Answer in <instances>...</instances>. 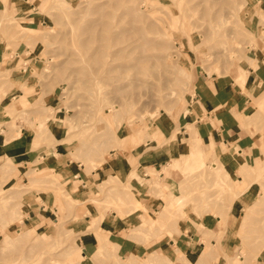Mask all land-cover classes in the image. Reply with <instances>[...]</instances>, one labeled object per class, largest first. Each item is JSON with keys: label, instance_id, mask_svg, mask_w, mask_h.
Masks as SVG:
<instances>
[{"label": "rangeland", "instance_id": "rangeland-1", "mask_svg": "<svg viewBox=\"0 0 264 264\" xmlns=\"http://www.w3.org/2000/svg\"><path fill=\"white\" fill-rule=\"evenodd\" d=\"M13 6L17 9L6 6V17L0 21V106L5 104L1 117L5 116V124L15 126L16 121L26 128V120L32 119L35 124L30 126L41 142L34 162L25 170L21 167L22 176L14 179L13 167L1 179L0 264H190L192 259L181 254L178 245L169 254L170 247L162 253L148 250L162 237L166 236L163 242L168 243L170 232L175 242L176 228L188 236L192 232L189 225L202 234L204 249L214 254L213 262L206 264H254L257 256L264 258V143L259 139L264 107L250 104L249 119H244V110L234 113L251 140L250 159L235 172L241 180L227 174L224 158L230 151L225 147L218 158L203 157L192 169L184 168L189 157L182 154L180 161L176 159L177 167H169L176 170L165 174L169 168L161 167L166 178L160 180L163 186L155 169L145 170L150 180L138 175L149 197L157 192L165 202L157 214H148L146 197L110 174L115 157L129 166L138 159L136 152L142 146L146 149L141 154L163 148L164 135L159 128L171 130L177 125L180 132L181 112L191 109L194 75L204 74L209 80L228 78L243 91L246 68L252 67L250 60H256L255 49L264 48V0H19ZM106 23L110 29L102 27ZM21 24L30 28L17 26ZM101 35L106 36L112 52L125 50L114 57L113 64L134 68L102 76L97 89L95 79L87 73L97 62L92 59H99L93 53ZM180 66H187L185 75H176ZM15 70L23 71L16 77L17 83L11 74ZM262 86L260 80L252 92ZM30 89L34 94L30 95ZM21 94L24 97L19 98ZM9 102L11 105L6 104ZM116 113H123L126 120H120L118 127L107 126L109 115ZM53 124L60 127L53 137H64L60 143L53 141ZM170 140L176 142L175 137ZM55 148L68 163L60 166L62 177L70 179L64 186L63 179L46 167ZM197 148L202 150L201 141ZM174 184L178 187L175 195L168 188ZM248 189L253 196L243 209L240 225L227 230L228 211L239 195L246 199ZM82 192L89 197L81 199ZM48 195L53 209L50 205L47 221L38 225L26 222L30 198L41 203ZM92 210L99 211L101 217L114 212L124 219L120 237L145 245V252L126 257L108 240L109 232L101 230L99 223L84 231L83 226L95 219ZM127 216L135 222H128ZM202 217L216 230L196 221ZM216 219H221L223 227ZM174 220L180 221L179 226ZM88 233L101 234L93 253L84 250L79 239ZM226 236L228 252L218 241Z\"/></svg>", "mask_w": 264, "mask_h": 264}, {"label": "crops", "instance_id": "crops-1", "mask_svg": "<svg viewBox=\"0 0 264 264\" xmlns=\"http://www.w3.org/2000/svg\"><path fill=\"white\" fill-rule=\"evenodd\" d=\"M18 2L19 0H6V6H12L13 8L17 6L13 5ZM255 55L256 68L254 69L251 66H248L246 68L247 81L246 85L242 88L243 91L238 84L228 78L213 77L211 80H209L208 78H205L204 74L194 75L192 79L193 94L190 100L191 109L185 117H182L184 119L179 127L180 132L178 133L177 128H175L177 125L171 130H168L167 127L166 130H161L157 126L161 131V134L164 135L163 148L151 150L141 154V150L146 149L145 146H142L141 149L136 152L138 159L134 164H131L129 166L123 159L115 157L114 160L116 163L114 167H112V171L110 174L115 175L121 184L128 183V185H130L131 187H135L137 191H140L141 195L146 197L145 208L149 209V211L147 212L148 214H151V211H155V213L157 214V209H161L164 206L165 202L159 198L157 192L149 197V195L147 194V188L143 187V184H139V181L137 179L138 175L141 176L142 180H150L151 175L146 173L145 170L155 169L154 171L159 174V185L163 186L164 183L160 180L164 179L166 181V178L163 175V172L160 171L161 167H164L167 163L170 162L171 155H173L179 161L182 159V154H185L187 151V145L190 137L192 136V132H195L196 135L201 139V149L204 153V157L208 156L212 160L213 144L216 147H219L220 144H223L224 147L227 148V150L231 151L229 153L230 155L224 158L227 174L229 176L234 175V177H237L238 180H241V176L235 172L239 171L240 164H243L244 162L247 163V161L250 159L248 145L251 143V140L246 135L244 129H242L243 127H245V125L241 126L242 121L236 120L234 113L235 111L240 112L244 110V119H249L251 115V113L248 112V110L250 109V104H258V106L264 107V86H262V88L260 87L254 93L252 92V90L260 80L264 82V48L255 49ZM22 72V70H15L14 73H11L13 75V81L15 83H17L19 80V78L16 77H19V74H22ZM32 94H34V91L30 89V95ZM21 97H24L23 94L19 96V98ZM19 98L17 100H19ZM251 99L252 102H250ZM10 103L11 102L6 104L11 105ZM3 106H0V185L1 179L6 176V174H8L13 167L14 169L12 173L15 175L14 179H17L18 176H22L23 173L21 171V167H23L25 170L28 163L34 162L35 158L38 155L36 153H38L37 150L41 142V140L35 137V132L30 126L32 124H35L32 119L26 120L28 128H26L25 125H20V122L17 123L16 121H14L15 126H11V123L9 122L5 124V116L1 117V110L4 108ZM183 106L184 105H182V107ZM256 112L257 111L255 108V110L253 111V115ZM51 126H53L52 128H50L51 135L53 137L55 135V132L58 133V131H60V127L54 124ZM172 135H174V137L176 138L175 143L169 140V137ZM62 139H64V137H62ZM62 139L53 137V141L59 143ZM259 139L260 142L264 143V129L259 132ZM55 151L56 152H53V155H51V159L46 163V167L48 170L54 172L58 178L63 179L61 185L64 186L65 184H68L67 182H69L70 179L68 177H62V175L60 174V170H62L60 166H62V164L68 163L61 159L63 152L59 151L58 148H55ZM257 159L258 158L255 159L254 163ZM172 170L176 169L169 168L167 169V172L165 174H168ZM27 172L28 170L25 171V173ZM63 173L65 174V172ZM131 173H136V177H130ZM169 180L170 179H167L168 182ZM86 185H84V187H86ZM251 187L252 185L249 188ZM1 188L4 187H0V189ZM168 188H170L171 193L175 195L178 187L174 184V187L172 186ZM247 188L245 189V191L247 190ZM245 191H243L241 194H243ZM246 195L247 200L243 199V197L239 195L235 200L231 211H228V214L225 217V225L227 230L232 231V229H235L240 225L243 209L249 205L253 193L248 189V193H246ZM84 196H88L87 192H82L79 197L83 199ZM45 198V202L43 201L41 203H37L34 200V197L30 198L31 201L29 200V204L31 205V207L27 208L30 216L25 218L26 222H29L31 220L35 225H38L40 221L46 222L47 218L51 216L50 205L53 209V201L51 196L49 195ZM58 201L59 200L57 199V204ZM84 202L86 201L80 203L84 204ZM34 204H37V208H35ZM92 213H94L93 216L95 217L92 223L97 221L95 226H97L99 223L101 226V230H103L104 232H109L108 240L117 245L120 252L126 255V257L130 255L138 256L145 252V245L135 244L133 241H129L125 238L120 237L119 232L125 228V222H123L124 219H119L114 212H111L109 216L105 215L103 217H101L100 212L97 210H92L91 214ZM54 214H56V212H54ZM85 218L87 219L88 215H86ZM127 218V221L132 223H134L136 220L134 218H129V216H127ZM54 220H56L55 216L52 217V222ZM196 221L201 225L208 223L204 220V217L200 218L199 220L196 219ZM216 222L219 227H223L221 219H216ZM92 223L83 226L84 231L87 230V227ZM173 223L176 226H179L180 221L177 222V220H174ZM208 224L211 225V229L213 231L214 224ZM190 229L192 232L188 236H185L181 233L179 228H176L173 232L174 236L177 237V240H175V242L173 240L172 232H170L168 233L169 237L168 243L166 242L167 244L163 242L166 238L165 236L162 237L159 242L153 244L148 250H158V253H162L167 247H170V250L167 253L169 254L171 253L173 248L178 245L181 248V254H183L184 256L185 254H187L192 259V261L188 260L190 261V264H206L209 262L212 263L213 260L211 259L214 257V254L210 253L212 251L202 254V249H204L205 246V243L200 240L202 234L189 225V230ZM215 230L216 229L214 228V231ZM209 231L211 230L209 229ZM99 235L101 234H98L97 236L95 235V237L92 233H88L81 236L79 239L83 240V249L90 253H93V249L95 248L94 246L97 245L95 241L97 242ZM139 235L143 237V235ZM139 235L137 234L136 236ZM234 239L236 238L234 237ZM218 241L221 248L224 251L228 252L227 247L229 244V239L227 238V236L222 237L221 240L218 239ZM210 242L211 245L215 246V244L213 243V239L210 240ZM228 257L229 255H227V258ZM256 260L257 263L254 264H264V258L257 256ZM223 264H228V262Z\"/></svg>", "mask_w": 264, "mask_h": 264}, {"label": "bare ground", "instance_id": "bare-ground-1", "mask_svg": "<svg viewBox=\"0 0 264 264\" xmlns=\"http://www.w3.org/2000/svg\"><path fill=\"white\" fill-rule=\"evenodd\" d=\"M142 1V0H141ZM0 4H1V9H0V11H1V13L2 14H0V21L2 20H4V18L6 17V15H5V12L7 11V9H6V0H0ZM140 5V4H139ZM138 5V6H139ZM241 5L243 6V3H241ZM193 7V6H192ZM237 8V5H236V7H235V10H238V9H236ZM237 12V11H236ZM236 14V13H235ZM13 18V17H12ZM223 20V19H222ZM216 22V21H215ZM217 22H218V20H217ZM216 22V24H219V23H217ZM209 23V22H208ZM221 23V22H220ZM17 26H19V27H21V28H25V29H29L30 27L29 26H27V25H24V24H21V25H17ZM102 27H104V28H107V29H110V26H109V24H107L106 23V25H102ZM236 27V26H235ZM20 28V29H21ZM19 29V30H20ZM139 32V31H138ZM102 34V33H101ZM98 35H100V34H98ZM117 36V35H116ZM143 36V35H142ZM223 36V35H222ZM106 36L105 35H101V37H100V39H98L99 41L101 40V42L98 44V46H97V48H96V50L94 51V56L96 57V56H99V59H92L93 61H97L96 62V64L94 65L95 67L93 68V65H92V69H91V71L90 72H88L87 73V75L89 76V78L90 77H92V78H94L95 79V81L97 82H94L96 85V88L97 89H99V87H100V85H99V83H100V81H102L103 80V77L105 78L108 74H110L111 72H117V70H119L120 68H121V70L122 71H129V70H131L132 68H134V66L133 65H129V66H127V67H122V66H115L114 64H113V61H115V58L114 57H116V56H119V54L120 53H123L125 50H118V51H111L110 50V48H111V46L109 45V44H106L105 42L106 41H108V40H106V38H105ZM224 38V37H223ZM147 42V41H146ZM141 45L143 46V44L141 43ZM137 48V46L135 47V49ZM140 52V51H139ZM174 56V55H173ZM107 57H110L109 58V60L107 59ZM92 58H93V56H92ZM247 59V58H246ZM251 59H254V58H251ZM141 60V59H140ZM92 61V62H93ZM138 61V60H137ZM251 62H250V64L252 65V67L255 69L256 68V64H255V62L254 61H252V60H250ZM188 66V65H187ZM187 66L185 67V66H180L178 69H177V71H176V75H178V74H184L185 75V68H187ZM174 68V67H173ZM191 68V67H190ZM190 68H188V69H190ZM174 70H176V69H174ZM243 69H239V71H238V74H240L241 73V71H242ZM120 71V70H119ZM135 71V70H134ZM187 71V70H186ZM188 72V71H187ZM136 73V72H135ZM190 74V73H189ZM134 75H136V74H134ZM103 76V77H102ZM119 77H120V75H118ZM188 78H189V76H188ZM102 79V80H101ZM116 79H117V77H116ZM115 79V80H116ZM120 79V78H119ZM117 81V80H116ZM88 82H89V80H88ZM92 82V81H91ZM87 84V83H86ZM98 85V86H97ZM122 89V88H121ZM117 90H120V88H117ZM101 100H105L104 98H101ZM107 104H108V107H109V109L111 108L110 107V102H107ZM189 108L188 107H186V108H184L183 110H182V112H181V117H185L186 115H187V113L189 112ZM110 114H111V112H110ZM110 116V119L108 120V122L106 123L107 124V126H109V127H112V125L113 124H116L117 125V127L118 126H120L122 123H121V121L120 120H122V119H125L126 120V116L122 113V114H120V115H118L117 116V113L115 114V116H111V115H109ZM258 116V115H257ZM256 116V117H257ZM123 122V121H122ZM114 127V126H113ZM112 127V128H113ZM109 132V131H108ZM116 132V131H115ZM173 133V132H172ZM116 134V133H115ZM110 135H108V137H109ZM107 137V138H108ZM172 137H174V135H172V136H170L169 137V140L172 138ZM109 139V138H108ZM103 140V139H102ZM107 140V139H106ZM201 141V139L196 135V133H193L192 134V136L190 137V139H189V142H188V145H187V151H186V154H187V156L189 157L187 160H185V165H183L184 166V168H191L192 169V167H195V166H198V165H200L201 163H202V161H203V157H204V153H203V151L202 150H198V148H197V144L199 143ZM101 142H105V140L104 141H101ZM99 145H100V143H99ZM103 146L105 145V143H103L102 144ZM93 147H94V145H93ZM91 149H93V148H91ZM234 149H235V147H234ZM95 150V149H94ZM226 150V149H225ZM96 151V150H95ZM224 151V146H223V144H221L219 147H216L214 144H213V147H212V158L214 157V158H218V156L221 154V152H223ZM231 152V151H230ZM186 154H185V156H186ZM187 163V164H186ZM169 167H173V168H176L177 167V160H176V158L173 156V155H171V160H170V162L169 163H167L166 164V166H165V168H169ZM171 198H173L174 200H176V199H178V197L177 196H173V197H171ZM257 199V198H256ZM138 203H139V201H138ZM139 207H140V205H138ZM166 209V208H165ZM168 209V208H167ZM168 211H169V209H168ZM96 223H97V221H95L94 223H92L90 226H91V228L93 227H95V225H96ZM54 224V223H53ZM90 226L88 227V228H90ZM30 229H32V228H30ZM100 245H102V243L100 244ZM103 246V245H102ZM213 246V245H212ZM210 249V248H209ZM208 248H206V249H202V254H205V253H208ZM82 256H84V255H82ZM148 257V256H147ZM163 257H165V255H163ZM155 258V257H154ZM156 261V260H155ZM55 263V262H54ZM158 264H160V263H158Z\"/></svg>", "mask_w": 264, "mask_h": 264}]
</instances>
